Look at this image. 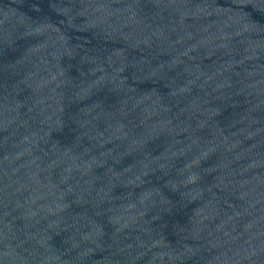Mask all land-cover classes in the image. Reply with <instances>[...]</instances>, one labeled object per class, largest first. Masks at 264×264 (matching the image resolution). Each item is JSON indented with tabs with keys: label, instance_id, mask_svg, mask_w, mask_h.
Segmentation results:
<instances>
[{
	"label": "water",
	"instance_id": "95a60500",
	"mask_svg": "<svg viewBox=\"0 0 264 264\" xmlns=\"http://www.w3.org/2000/svg\"><path fill=\"white\" fill-rule=\"evenodd\" d=\"M0 264H264V0H0Z\"/></svg>",
	"mask_w": 264,
	"mask_h": 264
}]
</instances>
